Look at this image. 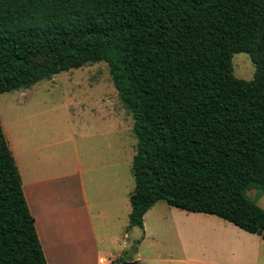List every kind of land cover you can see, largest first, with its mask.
<instances>
[{
  "label": "trees",
  "instance_id": "trees-1",
  "mask_svg": "<svg viewBox=\"0 0 264 264\" xmlns=\"http://www.w3.org/2000/svg\"><path fill=\"white\" fill-rule=\"evenodd\" d=\"M101 61L137 140L126 229L163 200L264 242V0H0V93ZM0 264H47L1 121Z\"/></svg>",
  "mask_w": 264,
  "mask_h": 264
},
{
  "label": "rangeland",
  "instance_id": "rangeland-1",
  "mask_svg": "<svg viewBox=\"0 0 264 264\" xmlns=\"http://www.w3.org/2000/svg\"><path fill=\"white\" fill-rule=\"evenodd\" d=\"M231 62L235 77L253 79L256 67L246 52L235 53ZM81 104H87L89 108L83 109ZM0 121L11 150L19 160L27 161L29 149L32 155L30 160L38 158L45 169L57 165L63 169L65 164L62 161L70 166L71 161L77 159V164L83 170L85 193L90 206L93 194L101 201L99 190L102 196L110 187L107 183L109 168L92 170L93 166L101 168L108 161H114L116 179L121 178L122 186L128 191L133 190L131 164L137 142L132 132L133 118L121 102L105 62L89 63L54 74L29 88L0 93ZM97 178L104 181L103 186H96L94 180ZM246 193L264 209V189L253 186ZM156 208L161 210L162 216L157 218L153 213L147 216L146 226L150 232L147 240L137 245L138 239L135 238H138L141 230L135 228L128 239H120L119 243L125 246L127 258L133 257L138 249V258L144 260L145 264H179L176 260L166 263L156 258L161 255L181 257L183 251L186 254L190 252V247H201L198 245L201 241L206 242L207 233L196 230L200 227L186 216L187 211L169 206L165 201H158ZM222 221L225 224L221 226H228L229 235L236 236L237 233L236 230L230 232L229 227L242 231L232 223ZM98 227L101 228L100 222ZM106 227L113 230L116 226L107 224ZM212 227L219 226L215 224ZM254 237L251 243L254 250L256 248L259 252L260 264H263L264 242L257 235ZM105 241L107 248L119 246L117 242Z\"/></svg>",
  "mask_w": 264,
  "mask_h": 264
},
{
  "label": "crops",
  "instance_id": "crops-1",
  "mask_svg": "<svg viewBox=\"0 0 264 264\" xmlns=\"http://www.w3.org/2000/svg\"><path fill=\"white\" fill-rule=\"evenodd\" d=\"M85 106L80 105L83 109L89 108L87 104ZM11 152L21 175L23 193L34 217L35 228L47 264H117L116 259L119 256H124L125 260L133 261L134 264H145L144 260L138 258L140 257L138 249L133 257L127 258L125 246L120 244L119 240L128 239L130 232L138 228L141 233L135 240L138 239L136 243L140 246L150 235L146 226L147 216L153 213L158 218L162 216L161 210L156 208L158 201L155 202L143 216V228L133 226L129 230L126 229L131 211L129 198L132 191L122 186L121 178L116 179L114 161H108L101 168L93 166L92 170L106 166L109 168L107 183L110 187L102 196L99 190L101 201H98L93 194L92 206H90L85 193L83 170L77 164V159L72 160L70 166L68 162L62 161V164H65L63 169L59 165L45 169L39 164L38 158L34 161L30 160L31 149L29 154H26L27 161L19 160L12 150ZM68 169L70 172H67ZM89 180L93 179L89 178ZM94 182L97 187L103 186L104 183L99 178ZM186 216L198 224L200 228L196 230H204V233H207L206 242L201 241L198 245H202L201 247H190L188 255L183 251L182 256L178 258L161 255L156 259L166 263L176 260L179 264H260L259 252L256 248L254 250L251 243L252 238H256L254 236L257 234L243 231L241 228L242 231L229 227L230 232L234 230L237 232L236 236L229 235L228 226H221L225 224L222 218L212 214L188 212ZM99 222L101 228L98 227ZM107 224L116 227L110 230L106 227ZM215 224L219 227H212ZM196 233L198 234V231ZM105 239L117 242L119 246L115 245V249L107 248ZM101 259L105 260L104 263H101Z\"/></svg>",
  "mask_w": 264,
  "mask_h": 264
},
{
  "label": "water",
  "instance_id": "water-1",
  "mask_svg": "<svg viewBox=\"0 0 264 264\" xmlns=\"http://www.w3.org/2000/svg\"><path fill=\"white\" fill-rule=\"evenodd\" d=\"M119 264H134V262L129 261V260H124V261L120 262Z\"/></svg>",
  "mask_w": 264,
  "mask_h": 264
},
{
  "label": "built area",
  "instance_id": "built-area-1",
  "mask_svg": "<svg viewBox=\"0 0 264 264\" xmlns=\"http://www.w3.org/2000/svg\"><path fill=\"white\" fill-rule=\"evenodd\" d=\"M105 260L101 259V263H104Z\"/></svg>",
  "mask_w": 264,
  "mask_h": 264
}]
</instances>
